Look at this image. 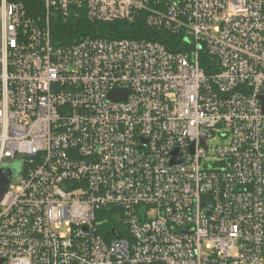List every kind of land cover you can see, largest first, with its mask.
<instances>
[{
	"label": "built area",
	"instance_id": "2783aa9c",
	"mask_svg": "<svg viewBox=\"0 0 264 264\" xmlns=\"http://www.w3.org/2000/svg\"><path fill=\"white\" fill-rule=\"evenodd\" d=\"M40 5L0 0V264H262L264 0ZM72 9L170 38L62 44Z\"/></svg>",
	"mask_w": 264,
	"mask_h": 264
},
{
	"label": "trees",
	"instance_id": "16d2710c",
	"mask_svg": "<svg viewBox=\"0 0 264 264\" xmlns=\"http://www.w3.org/2000/svg\"><path fill=\"white\" fill-rule=\"evenodd\" d=\"M23 2L28 10L32 13L41 12V0H11ZM75 12L79 15L76 16ZM54 37L62 44H69L82 36H103L110 38H146L158 40L167 44L170 38L167 34L158 32L147 27L144 22L138 18L133 21L115 20L113 22H89L86 19L84 9L75 11L71 10V15L66 22H57L53 26ZM169 46V45H167ZM105 218L109 223H114V219L110 214H105ZM115 224V223H114Z\"/></svg>",
	"mask_w": 264,
	"mask_h": 264
},
{
	"label": "water",
	"instance_id": "95a60500",
	"mask_svg": "<svg viewBox=\"0 0 264 264\" xmlns=\"http://www.w3.org/2000/svg\"><path fill=\"white\" fill-rule=\"evenodd\" d=\"M126 93L123 90H112V92L108 95L110 99H117V100H123ZM260 104H261V112L264 115V95L260 96ZM205 145V143H204ZM174 159L173 161H175ZM16 169L12 168L11 166H5L1 165L0 167V202L2 201L7 188L10 184V182L17 176ZM207 197H204V200H206ZM264 264V261L263 263Z\"/></svg>",
	"mask_w": 264,
	"mask_h": 264
},
{
	"label": "rangeland",
	"instance_id": "374dc122",
	"mask_svg": "<svg viewBox=\"0 0 264 264\" xmlns=\"http://www.w3.org/2000/svg\"><path fill=\"white\" fill-rule=\"evenodd\" d=\"M229 141V139H221L218 135H215L211 140V147L209 148V152L211 150H215L216 146L217 145H225L227 144ZM2 165H5V166H11L12 168L16 169L17 173L19 174L20 173V170H21V162L19 160H14V161H7V162H4ZM62 231H66L65 228H62Z\"/></svg>",
	"mask_w": 264,
	"mask_h": 264
}]
</instances>
